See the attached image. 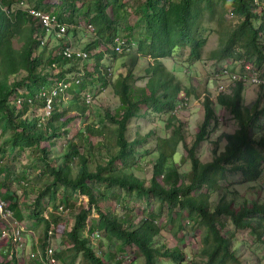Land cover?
<instances>
[{"label":"trees","instance_id":"16d2710c","mask_svg":"<svg viewBox=\"0 0 264 264\" xmlns=\"http://www.w3.org/2000/svg\"><path fill=\"white\" fill-rule=\"evenodd\" d=\"M228 1L237 23L223 34L219 47L210 52V58L216 59L217 64H220L217 70L229 58L234 61L242 59L261 69L264 65L262 0H145L139 9L136 26L124 25L125 32L122 34L118 31V18L121 17L124 3L121 0H94L92 8L89 6L84 12V19H87L92 30L97 31L100 39L105 38L108 44L104 51L93 54L89 53V47L95 46L98 41L86 45L83 50L87 56L83 61L67 59L58 53L63 45L68 44L64 40H60L46 54L49 38L45 42V30L21 7L12 9L11 0H0V143L8 152H12L14 148L31 146L39 150L38 158L43 161L51 179L45 188L36 193L30 215L37 226L43 227L39 237L42 247L48 239L51 226L54 233L62 232L68 239V246L54 253L57 262L59 260L65 264H75L76 257L80 254L87 264H124L120 257L114 259L112 252H107L108 260L105 261L96 253L90 244L91 238L95 237L94 232L98 236L101 232L109 241H117L119 247L134 244L144 256V264H166L160 259L168 260L170 264H183L186 260V254L180 246L154 243L155 236L162 228L156 222L155 214L151 213L136 223H124L114 210H100L94 193L95 184L106 188L115 186L126 192H133L139 198L151 197L159 209L166 206V222L176 227V233L183 230L184 220H189L199 230L198 254L204 257V264H243L232 248L234 232H223L221 229L224 225L220 220L222 216L228 217L237 228H249L254 237L263 242L264 201L252 200L236 206L232 200L223 196L212 203L210 196L221 189L220 181L226 179L229 173H240L242 182L252 181L260 176L264 163V136H256L252 126L264 128V124L260 126L258 122V116H263L264 119V103L258 107L260 99L257 97L252 110L244 107V85L241 82L229 86L224 92H218L215 98L208 91H203L200 98L202 119L188 147L184 123L175 115V108L183 100L184 94L188 95L192 89L185 91L181 81L162 62V59L170 58L175 52L184 49H187L186 63L200 60L201 49L206 42L202 26L204 16L211 20L217 13V6L223 7ZM31 2L32 5H27L28 7L52 12L68 27L74 26L75 17L81 11V7L75 5V0H59V9L56 11L50 9L51 5L47 0ZM107 8H110L111 16L108 15ZM223 15V12L219 14L221 20ZM68 30L67 28L66 33ZM14 38L20 42L17 48L12 44ZM116 38L123 40V51L130 43L136 46L138 56L148 61L145 70L149 76L145 85L140 88L134 85L131 70L117 78L114 89L120 100V108L114 113L107 110L103 112L106 123L115 125L114 128L110 129L103 123L86 126V134L100 136L98 145L105 149L104 156H100L102 161L96 162L91 168L89 157L79 151L74 140L67 137L59 153L48 158L54 145L50 139L65 136L67 124L74 118L66 116V111L82 115L86 110L83 101L85 83L72 82L66 90L68 107L62 106L63 101L54 104L50 117L42 123H38L34 116H23L29 108L26 97L32 98L39 89L54 86L67 74L80 69L89 82L99 81L104 85V55L123 52L115 51ZM38 47L42 48L41 51L35 52ZM91 56L94 61L88 69L83 66V62ZM20 71L25 75L18 80H9V77ZM261 73L264 74L263 71ZM16 96L23 98L19 105L14 102ZM215 100L230 111L237 120L238 127L223 135L225 144L221 151L213 149L212 157L202 161L195 154V148L218 128ZM35 102L39 105L34 100ZM142 106L144 114H167L166 126L171 130L168 136L157 137L152 176L147 184L130 169L136 164V145L149 138L152 132L132 140L126 135L130 120L141 116ZM110 137L112 142L109 141ZM45 140L48 147L41 146V142ZM179 144L185 148L190 160V170L185 178L173 159ZM73 158L76 162L74 170L71 164ZM51 159L55 162L51 163ZM1 170L0 168V172ZM59 188L62 192L57 195ZM2 196L8 197L6 193ZM46 197L48 204L57 210L62 208L69 212L70 207L72 208L73 224L69 229L62 223L61 212L58 215L44 216L42 200ZM82 197L85 199L84 205L80 206L76 202ZM8 205L13 216L21 219L15 203L8 202ZM93 212L95 220L90 217ZM62 226L63 229H60ZM5 256V252L0 250V264H4ZM13 261H16L14 256Z\"/></svg>","mask_w":264,"mask_h":264},{"label":"rangeland","instance_id":"374dc122","mask_svg":"<svg viewBox=\"0 0 264 264\" xmlns=\"http://www.w3.org/2000/svg\"><path fill=\"white\" fill-rule=\"evenodd\" d=\"M59 0H47L51 10H58ZM145 0H121L124 6L121 8V17L118 18V31L124 33V25L130 27L136 26V20L139 16V9ZM57 2V3H56ZM264 3V0H262ZM11 8L25 7L24 5H32L31 0H11ZM94 3V0H75V5L80 6L78 16L75 17L74 26L68 27V31L64 37V41L70 38L68 45L72 49H81L90 44L92 41H98L97 44L89 47V53H97L106 49L105 38L98 36L96 30H90L87 25L88 22L84 19V12ZM217 13L211 20L204 16L202 26L204 28L203 35L206 37V42L201 49V58L198 61L186 63L187 49L177 51L170 58L162 59L166 68L171 70L176 77L181 81L183 88L186 90L192 89L188 95L183 96V100L176 106L175 115L184 123L186 134V144L189 147L193 140V134L197 125L202 119V108L200 105L201 93L208 91L210 95L215 98L218 94V83H226L225 79L217 75L219 70L216 59L210 58V52L215 51L220 45V39L223 34L228 31L231 26L237 23L236 17L231 13L230 2L224 4V8L217 6ZM108 15H112L110 8L106 10ZM223 12V20L219 18V14ZM117 19V17L115 18ZM49 38V40H48ZM47 43L46 54L58 45V41L54 37H46ZM15 48L19 47L20 42L17 39L12 40ZM38 47L35 52L41 51ZM94 59L88 57L83 62V66L88 69L92 66ZM104 66V77L106 82L104 85L98 81L89 82L88 77L83 75L80 82L85 83V91L92 95V103L86 105V110L82 115L76 114L75 111H66V116H74L67 124V134L60 137H52L50 140L54 142L52 145L53 151L48 155V158L59 153L64 145L65 137L74 140L80 152L85 153L89 157V166L94 167L96 162L102 161L100 156H104L105 149L98 145L100 136L86 134L85 128L91 124L100 125L105 124L110 129L115 125L107 124L104 120L103 112L107 110L109 113H114L120 108V100L115 92L114 85L117 78L128 73L131 70L136 88L143 87L149 76L146 73L148 61L145 58L138 56L136 53V46L130 43L128 47L116 55L105 54L102 60ZM221 63V62H219ZM223 62L222 64H224ZM261 71L264 73V65ZM107 72V73H106ZM25 73L18 72L16 75L9 77V80H18ZM77 89V87H76ZM227 89V88H226ZM81 94V93H80ZM242 104L248 109H253L254 100L259 97L261 107L264 103V89H258L255 86H244ZM261 96V97H260ZM69 97V95H68ZM82 101V98L79 99ZM67 100L63 101L65 107L68 105ZM68 107V106H67ZM144 107H141V116L133 117L129 122V130L126 132L130 140L140 138L150 131L152 134L140 144L136 145V164L130 170L145 180L147 184L152 176V163L156 156L155 143L158 136H168L170 128H167V114H155L147 112L144 114ZM215 111L218 117V128L212 132L203 142L199 143L195 148V154L200 160L206 161L212 157L213 149L221 151L224 147V134L231 133L238 127L237 120L233 117L228 109L219 105L215 100ZM260 126L264 124L263 116H258ZM256 136H264V128H257L252 126ZM261 129V130H260ZM0 130V141H1ZM110 142L112 138L110 137ZM41 146H47V140L41 142ZM100 149V152H99ZM39 150L35 146L24 147L22 149L14 148L12 152H8L5 146L0 143V197L9 203H15V208L21 214V220L25 225L26 231L22 235L21 243L13 252L14 259L18 264H41L35 259L28 257L29 252L33 248V239L39 238L42 235L43 227L37 226L35 220L30 215L31 205L35 200L36 193L42 190L50 183V176L47 174L43 161L38 158ZM173 159L182 176L187 175L190 170V160L187 156L185 148L179 144ZM55 162L51 159V163ZM72 168L74 170L76 162L72 161ZM23 170V173H22ZM22 173V174H21ZM161 180V178H159ZM240 173H229L226 179L221 180V189L210 196V201L217 202L222 196L228 200H232L236 206L250 202L252 200L264 201V163L260 176L252 181L242 182ZM62 190L58 189L60 195ZM6 193L8 197L2 195ZM94 193L97 196L98 208L104 210H114L118 217L123 222L136 223L143 220L149 214H155L156 222L160 223L162 228L155 236V244H166L169 246H180L185 254L186 260L183 264H204V257L198 254L200 233L199 230L191 225L189 220H184V228L179 233H176V227H172L170 223L166 222L168 213L164 206L159 209L157 203L151 197L139 198L135 193L126 192L115 186L106 188L101 184L94 185ZM101 193L102 195H100ZM79 205H84V197L78 200ZM45 208L44 216L49 217L52 214L60 213V209H55L51 204H48V197L42 200ZM62 223L65 228L69 229L73 224L74 211L70 207L69 212H61ZM58 215V214H57ZM92 219H96L93 212L90 214ZM220 220L224 223L222 226L223 232H234L232 240V248L240 257L243 264H264V233L261 237L262 241H258L250 232L249 228H237L233 225L228 217L222 216ZM35 224L33 227L32 225ZM63 229V226L60 228ZM33 231V234L30 232ZM50 244L55 252L62 251L68 246V239L62 232L54 233L50 236ZM90 244L96 250L97 254L102 256V259L108 260L107 252L114 253V259L120 257L124 264H144V256L139 252L134 244L119 247L117 241L106 239L101 232L99 236L92 237ZM7 256V250L2 249ZM9 253V252H8ZM5 256V257H6ZM162 263L170 264L168 260L160 259ZM57 264H65L58 260ZM75 264H87L83 256L78 254Z\"/></svg>","mask_w":264,"mask_h":264},{"label":"built area","instance_id":"2783aa9c","mask_svg":"<svg viewBox=\"0 0 264 264\" xmlns=\"http://www.w3.org/2000/svg\"><path fill=\"white\" fill-rule=\"evenodd\" d=\"M24 6L25 7L21 6V9L24 10L27 15L39 25V27L45 30L46 37H54L58 42L64 39L68 25L62 23L57 18L56 14L28 7L26 5ZM87 27L92 30L90 25ZM123 47V40L121 38H116L114 47L115 51L121 52L123 51ZM58 53L64 58H74L79 61H83L87 56V53L84 50L72 49L68 44L66 46L63 45ZM82 75L83 72L81 69L78 72L67 74L64 79L58 80L54 86L39 89L32 98L26 97L25 100L28 103L29 108L23 116H34L37 118L38 123L45 122L50 117L54 104L59 101L67 100L66 90L71 86L72 82L78 83ZM217 75L222 79L224 78L226 81V83H223L222 81L218 83V92L226 91V88L235 85L236 82H241L244 86L249 85L264 89V74L261 73V70L257 68L256 65L249 62H243L242 59L236 61L231 58L226 59L225 63L222 64L220 70L217 72ZM17 92L20 93L21 91ZM22 100L23 98L21 96H16L14 102L19 105ZM34 100L37 101L39 105L36 104V102L34 103ZM83 101L86 105L92 103V95L90 92L85 91L83 94ZM79 200H81V198H79ZM60 210L61 212H67V210H62V208H60ZM52 229L53 226H51L48 231V239L43 247L41 246V241H39L38 237L33 239V248L29 252L28 257L35 259L41 264H57V260L54 256L55 250L49 241ZM25 231L26 229L23 221L18 220L13 216L8 202L0 197V247L9 252L3 261L4 264H18L17 261H15V263L13 261V252L21 243L22 235ZM94 236H98V233L94 232Z\"/></svg>","mask_w":264,"mask_h":264},{"label":"crops","instance_id":"0c3cea01","mask_svg":"<svg viewBox=\"0 0 264 264\" xmlns=\"http://www.w3.org/2000/svg\"><path fill=\"white\" fill-rule=\"evenodd\" d=\"M69 39H70V38H67V40H66V41H67V43L69 42V41H68Z\"/></svg>","mask_w":264,"mask_h":264}]
</instances>
